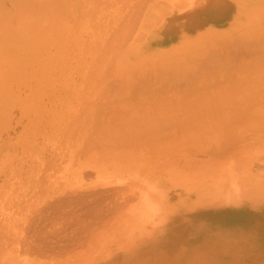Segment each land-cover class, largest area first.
I'll return each mask as SVG.
<instances>
[{
    "label": "rangeland",
    "instance_id": "obj_1",
    "mask_svg": "<svg viewBox=\"0 0 264 264\" xmlns=\"http://www.w3.org/2000/svg\"><path fill=\"white\" fill-rule=\"evenodd\" d=\"M9 1L0 0V6L2 5V7H0V35H2V37L0 36L1 38L0 43L1 41L3 43L0 45V47H3L2 45H4L5 48L6 44L9 45L8 43H10V40L14 39L13 42L14 41L15 42L13 44L14 45L13 50H8L9 48L8 46H7L8 48L6 47L7 50L6 48L5 50H3L2 48L1 50L2 53L0 51L1 53L0 62H4L3 65L1 63L2 67L8 65L10 68L12 66L13 61H15V64L17 65L18 63L16 62L20 59L19 61H21L20 64H22L21 65L22 67L19 64L17 66H12L11 68H13L14 70L8 68L9 70L8 73V70L6 69L7 66L4 67V69L0 66L1 69L0 71L3 70L1 72L0 81L2 79V74L5 73V71L6 73L3 74V77L5 81L6 80L8 81V82L7 81L4 82L2 80L4 83L2 81L0 82L1 83V87H0V227H1L0 228V257H1L0 262L1 264H5V262L6 264H264V159L260 160L259 162L255 161L252 163L255 164L254 171L258 173L260 172L259 176H255L257 174L255 172H253V174L250 173V176L246 178V180H243V182L240 180L237 183H235L234 186L228 189H226L223 185H219L217 181L204 183L199 178L185 179L181 176L176 178L170 176L173 174L170 172V169L168 167L159 168V166H157L158 165L157 162H160L159 155L153 152L154 155L153 156L151 155L152 151L150 152L149 150H148L149 152L147 151L148 153L146 152V150L145 152L143 151L144 153L142 151H141L142 153L137 151L139 152L138 154H134L133 153L134 151H128L127 153L134 156V158L141 157V159H143L139 161L134 159V161L137 162L133 163L132 165L131 164L127 165L129 168L128 170L126 169V165L123 164L125 161H120V160L108 161L107 158L109 156L105 157L104 159H100L96 161L95 166L94 165L90 166L86 164V161L84 159L85 157H87V155L85 156V148L82 149L80 141L83 138H85L86 141L89 143L90 139L88 137H92L91 140L92 143H96L101 139L105 140L103 138V135L99 136L100 131L97 127H99L101 124L104 125L109 124L107 123L108 121L107 118L109 116L104 115L102 113L101 114L94 113V111H92V109L89 108L88 104L89 105L93 104L92 99L97 98L99 95H95L98 94L96 90L95 93L92 94V92L94 91H91L92 89L89 87L87 88L91 89L90 90L91 92L88 91L86 87L84 89L83 86L87 84L85 81H88L85 80V78L89 75V77L92 78L90 80H93L95 73H91V71L100 64L98 63V65L95 66V63L91 64V62L94 61V59H96L100 53L102 54V56L104 54V56L106 55L107 57L105 56L106 58L105 61L103 60L105 59L103 57H101L103 59L98 58L99 59L98 61L100 63L102 60L104 61L102 62L104 63V65L101 63L100 69L102 68V70H98L96 74L98 73L100 74L106 69H108V68L105 69L104 66H106V64L108 63L109 58H111L110 61H112V59L113 60L115 59V61H112L115 64L113 65L114 68H117L121 61L123 62L122 60L123 55L121 53V50H119L120 44H116L119 46V47L117 46L118 50L116 47H113L115 50V52H113L114 54L120 51L117 53L118 55L116 54L117 56L112 55L111 57L112 53H108L111 51V49L109 48L110 50L108 49L107 51V49H105L106 46H104L105 48L103 47L105 50L102 49V46L107 42L104 38L105 35L107 34L106 32L107 25L104 23L105 21L104 17L110 15L111 12L110 10L107 9L105 5L106 3L102 2L103 0L102 1L100 0V2H102V4L100 3L101 5L100 4L98 5L96 2V4L98 5V6L96 5V8L98 7L97 10H95L94 8L95 3H91L92 0L91 1L83 0V3L86 2L84 4L85 5L87 4L86 7H84L83 3H82L83 5L81 4V6H83L84 8L79 7L80 4H78V2L80 0L79 1L61 0L64 2L65 5H67L66 8L64 7L65 5L63 6L65 9L63 11H62L63 7L61 4L62 2L59 0H50V1L33 0V2L32 0L30 1L9 0ZM160 1L161 3L157 2L159 5L158 10L163 11L164 15L170 14L174 9V7L176 6L182 7V5L189 4L190 2L189 0L188 2L187 0L184 2L183 0H160ZM195 1L196 3L201 4L205 0H195ZM210 1H212L210 5L212 6L211 10L213 8L214 10H216V7L219 6L222 7V3L218 2L217 0H207L206 2L210 3ZM106 2L108 3V0H106ZM239 2H241V4L239 5L241 6V8H243L244 5L246 8L248 6L249 9L256 5L264 6V0H240ZM36 3L39 4L36 5ZM228 4H229L228 5L229 7H227L228 12L231 7L230 11L232 14H234L235 13L234 11L236 10V0L231 1ZM32 5L34 6V8ZM73 5H75V8ZM6 6H8V8ZM88 6L89 8L91 7V9L93 8L96 12L98 11L97 13L93 12L94 14L96 13L97 18L94 17V20H91V24L88 23L84 25L85 17L80 14L81 12L80 9L82 8V11L84 10L85 12ZM67 8L69 9L67 10ZM44 9H47V11ZM10 10L13 12L11 13ZM40 10L42 11V13L40 12ZM71 10L72 13L69 15ZM101 10L102 12H100ZM214 10H212V12H214ZM31 11L34 12V15L31 14ZM45 11L49 12L48 13L49 15L46 14ZM64 11L65 12L69 11V12L66 15ZM13 13L14 15L15 14L16 15L14 16ZM71 15L72 17H70ZM13 16L16 18L14 19V21H12ZM23 16L24 19L22 20ZM29 17L32 19V22L30 21L31 19ZM66 18H68V21L64 22L63 20L66 21L67 20ZM78 18L80 20H78ZM55 20L64 22L62 26L64 29H61L62 28L61 27L59 29H61L62 31L58 30L62 32V34L59 33L62 36V37L60 36L61 44L56 45L57 40L54 38L52 39L53 41L52 44L55 46L52 48L49 47L50 50L47 47V50L49 51L52 50L54 52V50H56L54 53V57H55L54 58L52 55L53 54L52 51L51 52L48 51L49 53L47 51L45 52L46 48L45 49L43 47L41 48L38 46L39 44H36L38 38V36L36 35L37 33L42 34L41 33L42 30L45 29V27L43 28L44 23L46 24V22L48 21L46 25L49 26V23H52V21L54 22ZM77 21L79 23V26L77 25ZM41 22L43 23L41 24ZM71 22H73L74 24ZM94 22H97L98 26H96ZM212 22H213L212 20L210 21V19L207 18L206 23L202 22L200 24L199 23L196 24L194 22L192 24H188L186 28L188 30L190 29L196 30L202 25L210 26ZM8 24L9 25L11 24L10 25L12 27L11 30L14 32L16 31L18 34L17 33L13 34V32L12 35L7 34L8 30L6 29L11 28ZM26 24L27 25L30 24L29 29H26L27 26ZM56 24L58 25V22H56ZM56 24H54L55 27L53 28L50 26L46 27L47 29L45 30H47V33L48 31L52 32L51 31L52 29L56 31L57 29L55 30V28L59 27V25L57 26ZM89 24L93 26L95 25L97 27V29L95 27L96 32L92 30L93 28L92 26L90 27ZM39 26L40 28H43L41 31L40 29L38 30ZM48 28L49 29L52 28V29L49 30ZM30 29L33 30V32H30L31 31ZM70 29L71 32L69 31ZM35 30L36 31L38 30L40 33L36 32ZM45 30H44V34H47ZM98 30L100 32H98ZM26 32H27V36L25 34ZM56 32H52L51 35H53L54 37L58 36L59 34L58 33L56 34ZM87 32H91V37H89L90 34ZM93 32H95L96 34H94ZM32 33L36 35L32 37ZM7 35L9 39L10 38L12 39L10 40L8 39L9 42H4L3 41L4 37H6L5 40L8 38ZM9 35H11L12 37H10ZM67 36L68 37L70 36L69 42L67 40L68 39ZM16 37L17 38L20 37L22 39V42L24 43L23 44L24 47L22 46V44H20L21 39L19 41V39H17ZM26 37L29 38V40L32 38L34 40L33 42L35 43L31 42V44H28L29 40H27ZM58 37L57 39H59ZM85 37H87L88 39L87 42H92V40L94 39L97 45L99 41V43H101L100 45L101 48L99 47V49H102L101 51L103 52L106 51L105 53L108 54L101 52L96 47V44H94V42L91 45L90 43L87 44L88 47L94 46L95 49L93 51L91 50L93 47L88 48L86 46V49L88 51L82 53L83 51H86L84 50L85 49L84 41H86ZM212 39L214 38H212L211 36L204 38L198 49L187 50L174 55L166 56L158 60L148 59L146 65L147 66L150 65L149 67L151 68L152 66L156 68L157 67L156 65H164L162 68L168 70V67L166 68L165 66L172 65L174 62V64L170 66L174 68L173 72L177 70L178 65H179L178 70L183 68H193L195 65L197 66V64L198 66H200L199 64L203 62L202 60H204L205 62V64L203 62L202 65L204 66H207L208 64L210 65L211 58L210 60H207V58H205L208 61L207 62L204 59V57H206L205 54L203 57V52L206 50V47H209L207 48L208 53H210L211 49L215 51V48L219 49L221 47L220 46L218 48V46H216L217 44H215L216 42ZM25 44H28L27 46L30 47H27L28 51L25 50L27 53L25 52L26 54L23 53L24 54L23 55L22 50L24 49L21 48L22 47L25 48L26 46ZM32 44L33 45L36 44L35 48L38 46L39 51L35 49H34L35 51H31L34 48L32 47ZM13 45L11 42L10 47H12ZM83 47L84 49L81 52V49ZM235 47L231 48L230 52L233 51L232 49H234L235 54H239L241 50L242 52L245 51V53L246 51H248L247 53L250 54L249 53L250 50H254V51L259 50L256 49L255 47L251 49L250 47H253V45L252 46L250 45L246 49L240 48V50H237L239 49L238 48L239 46H235ZM96 48L99 51H96L97 50ZM40 49L42 51H40ZM227 49L228 52L226 53L228 54L229 48ZM227 49L225 50L227 51ZM43 51L45 54L43 53ZM217 51L218 50H216V52ZM236 51L239 52L236 53ZM31 52H35V55L37 57H35L34 53H32L33 54L32 57ZM57 52H59L60 58H58L59 55ZM252 52L253 51H251V53ZM10 53L11 55L10 56L8 55L7 58L6 57L7 54ZM29 53L31 56L29 55ZM245 53L244 55L246 59L248 56L251 57L250 55ZM82 54L83 55L85 54L83 58L84 60L80 59L83 57ZM200 54L202 55L201 57H203V59L198 58V60L201 61L200 63H198V61L196 63L195 59L197 58L195 57H199ZM235 54L233 53V55ZM253 54L256 55L255 53H252V57ZM3 55L8 60L10 59L12 63L11 61H7V60L4 61ZM25 55H29V58L28 56ZM40 55L41 56L45 55L46 57L42 56L44 58L43 59ZM218 55L221 59L222 58L221 53H218L216 57ZM233 55L231 56V60H230V56L228 55L227 56L229 58L227 57L226 59H228V61L229 60L232 61V57L236 56ZM239 55H237V57H239ZM185 56L190 58V60H193L192 58H195L193 60L194 65L189 64L190 60L189 62H187L186 59L188 60V58L186 57L185 59ZM242 56H240V58H242ZM237 57H235L236 60ZM17 58L19 59L17 60ZM40 58H42L41 61ZM49 58H50V62H49ZM52 58L56 60L53 62L54 59ZM240 58L237 60L238 62L237 64L246 60L243 59L244 57L241 60ZM57 59H60V61L58 62ZM235 59H233L234 65H232V67L236 66ZM27 60L29 62L31 60L32 63H29ZM95 61L97 64V59ZM47 62H49V64ZM206 62L208 63L207 65ZM35 63L37 64V66H35L36 65ZM215 63L216 62H214V65ZM55 64L57 65L56 69L54 68ZM89 64L91 66L94 65L95 67L93 66L92 68H90L91 66ZM110 64L112 63L110 62ZM211 65L214 67L213 63H211ZM52 66L54 67L52 68ZM81 66L83 69L81 68ZM196 66L195 68L198 67ZM204 66L202 67L203 69ZM79 67L81 69H79ZM210 67L211 66L207 68L210 69ZM76 68L80 70L79 73L77 72ZM97 68H99V66ZM50 69L52 70L54 69V70L52 71ZM209 69L208 71L212 70ZM88 70H90V73L87 72ZM108 70H106V74ZM148 70H150V68ZM112 71H114V69L111 70L110 76L113 73ZM46 72L49 75H47ZM90 74L91 75L94 74L93 77H91ZM106 74L104 73V76ZM5 75L6 76L10 75L9 76L10 79ZM33 76L34 78L38 79V81L36 79L33 81V85H36V87L29 86L31 85L32 82L31 80ZM75 76L77 77L75 78ZM106 76H108V74ZM47 77H49L50 79L49 81L46 79ZM58 77L59 79H57ZM27 79H29L30 81ZM81 80L82 82H84L85 85L81 82ZM47 81L48 83H46ZM73 81L75 83H73ZM24 82H26V85ZM21 83L23 84V86H21ZM88 83H90V81ZM91 83H94V81ZM80 84H82L81 85L82 87H80ZM37 85H39L40 89L37 88L38 87ZM36 88L37 90H39L38 92ZM70 90L72 92H67ZM36 92L37 94H35ZM83 92H86L88 94ZM34 95H36V97ZM71 95L73 97H71ZM79 96H81L79 99L82 102L78 100L77 97ZM106 96L108 97V95ZM106 96H103V99L102 96H100V99H102L100 102H103L106 99V98L104 99V97ZM85 98H88V100ZM89 99L91 100V103ZM85 100H87V102L89 101V103H87ZM99 100L97 101L99 102ZM104 103H106V100L104 101ZM125 117L138 118L139 122L141 121L140 118L141 116L135 117L128 115ZM91 119L93 121L90 122V125L93 126V129L89 130L86 125H88ZM110 119L116 120L118 119V116ZM175 136H177V133L175 134ZM125 150H131V148H126ZM112 155H115L114 158L118 157V154L116 153ZM152 167L157 168V170L153 169ZM129 170L133 172H129ZM129 173L131 176V177L129 176L130 178H132L133 176L137 177V178L133 177L132 179L133 180L138 179V181H136L137 183L139 182L138 185L136 184V182H135L136 185H133L134 182H131L133 180L130 178L129 181L125 179L128 178ZM125 181L126 183L127 181L129 183L131 182L133 188L136 187L139 188L140 186L144 185L146 189L149 191V193L152 196H155L154 200L151 201L150 206L141 208L139 204L137 205L135 203L136 200H138V203H140L139 200L141 198V195L139 196V194L137 195L136 199L135 198L134 200L131 199V201L133 200V202L131 203L136 204L135 207L138 210L135 209L134 204L133 206H131L132 204L130 202L129 205L128 203L127 205H125L127 200L125 201V199L121 198L125 192V191L122 192V196H121V189L123 190V188L125 187L123 185ZM242 187H244L243 190H241ZM129 188H131V185L130 187L128 186V188L126 187L124 189L127 191V189ZM138 188L134 189L137 191L132 190L134 191V194L132 195H135V193L137 194V192L141 193L139 191L141 188H139V190ZM128 192L129 190L126 193L128 194ZM84 194H86V196ZM119 195L121 196L120 197L121 200L125 201L123 202L125 203L124 205L122 202H120V199L117 198L119 197ZM129 195L130 194H128V196ZM132 195H130L129 198L132 197ZM114 196L116 197L115 199ZM129 198L127 199L129 200ZM116 199H118V201ZM32 202L34 203V205ZM115 203L117 206L115 208H119L120 204L122 203L124 209L126 207V211L129 210L130 208V212L137 210L135 213L137 212L138 213L135 214L134 212H132L131 214L134 216L132 217V215H129L128 218L127 216L128 213H124V209L121 206L122 207L121 209L120 208L116 209V212L117 210L119 212L115 213L116 215H114L113 212H115L114 211L115 208H113L112 205H114ZM117 204H119V206ZM105 205L108 206L106 207ZM131 209L134 210L131 211ZM121 210L123 211V214ZM112 214L115 216V218L112 216ZM117 214L120 216H118ZM125 214L127 215L125 216ZM19 215L21 217H19ZM121 215L125 217H122ZM116 216H118L119 219H117ZM43 217L45 219H43ZM110 218L112 219L114 218V220ZM49 219L52 221H50ZM51 222L52 223L54 222L53 225ZM109 222L111 223V225L109 224ZM56 224L58 226H56ZM84 225H86V227ZM42 227L44 228V230L42 229ZM5 236L8 238H6ZM35 236L37 237V241ZM32 237L34 240L32 239ZM40 239H42V241ZM67 239L69 240V242ZM45 240L47 243H45ZM75 240L78 242H72ZM75 243L78 244H76L74 248L73 245H75ZM80 243L82 244L80 245ZM37 244H40V247ZM85 247L87 250L84 249ZM23 249H25L26 251ZM56 250L57 252H55ZM52 251L55 254L51 253ZM67 251L68 253H66ZM21 252H23V254ZM46 252L48 253L46 254ZM71 252L72 254H70Z\"/></svg>",
    "mask_w": 264,
    "mask_h": 264
},
{
    "label": "bare ground",
    "instance_id": "obj_2",
    "mask_svg": "<svg viewBox=\"0 0 264 264\" xmlns=\"http://www.w3.org/2000/svg\"><path fill=\"white\" fill-rule=\"evenodd\" d=\"M7 1H9V0H7ZM26 1H30V0H26ZM59 1H61V0H59ZM93 1L94 0H92L91 3H95L94 4L95 10H97V8H98V7L96 8L97 4L99 5L100 3L102 4V2L103 3L105 2L107 9L110 10V12H111L110 15H108L107 17H104L105 18L104 23L107 25V31H106L107 34L106 35L104 34L105 35L104 38L107 41L105 44H107L108 46L104 44L102 46V49L103 50L107 49V51H108V49L110 48L111 51L108 53H112L111 54V57H112V55H116L118 52H120V51H118V52H116V54H114L113 52H115V50L113 47L117 48L118 45H116V44H120L119 50H121V53L123 55V57H122L123 62L121 61L119 66L117 68H114L113 65H115V64L112 61H115V59L114 60L112 59V61H110L111 58H109V60L107 59L109 64L108 63L106 64V66L107 65H109V66H107V67L104 66V67H105V69L106 68L111 69V67H112L111 70L114 69V71H112L113 72L112 75L110 76L111 70H108V69H106V70H108V72H107L108 76H106L107 75L106 70L103 71L106 74L105 75L106 77L104 76L103 72H102L103 76H102V73L96 74V72H98V70H102V68L100 69V65L102 62H104L106 60V58H105L106 55L104 56V54H103V56H102V54L100 53L101 56H100V54L98 55V57L96 56L97 57L96 58L97 64L95 61L96 59H94V61L91 62V64L95 63V66L98 65V63L100 64V65H98L99 68H97L98 66H96V68L92 69V71H91V73H95L94 77H93L94 74L93 75L90 74V76L93 77V80H90L92 78H90L89 75L87 76L88 79L85 76L86 77L85 80H88V81L84 80L87 83L86 85L81 80V82L85 85V86H83L84 89H85V87L88 91H90L92 89L91 91H94V92H92V94H94L95 90H96V92L98 94H95V95H99L98 96L99 99H100V96H102V99H103V96L108 95V97L107 96L104 97V99L106 98L105 99L106 103H104L105 100L103 102H100L102 99L99 100L97 97L95 99H92L93 104H90V105L88 104L89 108H91L92 111H94V113H100V114L102 113L104 115L109 116L107 118V120H108L107 123H109V124H107V125L101 124L99 127H97L100 131L99 136L103 135V138L105 140L101 139L96 143H92L91 142L92 137H88L90 139L89 143L86 141L85 138H83L80 141L82 149L85 148V156L87 155V157H85V159H84L86 161V164H88L90 166H92V165L95 166L96 161H98L100 159H104L105 157L109 156L107 158L108 161H112V160L113 161H117V160L125 161L123 164L126 165V169L128 170L129 168L127 165H130V164L132 165L133 163H135L139 160H143V159H141V157L140 158H134V156L127 153L128 151H134L133 152L134 154H138L141 151L145 152V150H146V152H147L149 150L150 152L152 151L151 155H153V152L155 154L159 155V161L160 162H157L158 163L157 166H159V168L160 167H168L170 169V172L173 175H170L169 173L168 174L170 176L175 177V178L179 177V176H181L185 179L199 178L204 183L205 182L209 183L211 181H214V182L217 181L219 185H223L226 189H228V188L234 186L235 183H237L238 181L241 180L243 182V180H246V178H248L250 176V173L253 174V172H255L254 171L255 164H252V163L255 161L259 162L260 160L264 159V6L263 5H261V6L256 5V6L249 9L248 6L246 8L244 5L243 8H241V6H239L241 4V2H239L240 0H236V10L234 11L235 13L232 14L230 11L231 7L229 9V12H228L227 7H229L228 3L231 1H234V0H217L218 2L222 3V7L221 6L216 7V10H214V8H213L212 10H214V12H212V10H211L212 6H210L212 1H210V3H209V2H206L207 0H205L204 2H202L200 4V3H196L195 0H189L190 1L189 4H186V5L184 4V5H182V7L176 6V7H174V9L172 10V12L170 14L164 15L163 11L158 10V7H159L158 3L159 2L161 3L160 0L159 1L158 0H108V3L106 2V0L105 1L101 0L102 2H100V0H96L94 2ZM184 1H186V0H183V2ZM32 2H33V0H32ZM61 2H62L61 4L63 7L65 4L63 1H61ZM79 2H78V4H80L79 7H82V8L86 7L87 4L86 5L84 4L86 2L83 3V0L80 3ZM96 2H97V4H96ZM187 2H188V0H187ZM15 3H17V2H15ZM39 3H36V5ZM82 3L84 4V7L81 6ZM8 5H10V4H8ZM44 5H45V3H44ZM66 6L67 5H65L64 7L66 8ZM73 6L75 8V5H73ZM0 7H2V5ZM6 7L8 8V6H6ZM64 7H63L62 11L65 10ZM69 7H70V5H69ZM33 8H34V6H33ZM36 8H37V6H36ZM46 8H47V6H46ZM82 8L80 9L81 10L80 14L85 17L84 25H86L88 23L91 24V20H94V17L97 18L96 13L98 11L96 12L93 8L91 9V7L89 8V6H88V8H87L88 10L86 9V11L84 12V10L82 11ZM68 9L69 8H67V10ZM102 9H103V6H102ZM104 9H105V6H104ZM5 10H6V8H5ZM44 10L47 11V9H44ZM12 12L13 11H11V13ZM40 12L42 13L41 10H40ZM68 12L69 11L65 12L66 15L68 14ZM93 12H96V13L94 14ZM100 12H102V10ZM48 13L49 12H46V14H48ZM71 13H72V10L70 11L69 15ZM31 14L34 15V12L31 11ZM13 15H14V13H13ZM72 15L70 17H72ZM106 15H107V13H106ZM14 16L12 17V19H13L12 21H14V19H16ZM35 16H36V14H35ZM19 17H21V16H19ZM207 18L210 19V21L211 20L213 21L210 26L202 25L201 27H199L196 30H194V29L188 30L186 28V26L188 24H192L194 22L196 24H198V23L200 24L202 22L206 23ZM17 19H18V17H17ZM23 19H24V16L22 17V20ZM66 19H67L66 21L65 20H63V21L67 22L68 18H66ZM52 20H54V19H52ZM78 20H80V19L78 18ZM30 21L32 22V19ZM36 21H38V20H36ZM55 21L58 22V25H59V27L55 28V30L57 29L56 31L64 29L62 27L64 22L58 21V20H55ZM55 21L54 22L52 21V23H49V26L52 28L55 27V25H54V24H56ZM47 22H46V24H47ZM49 22H51V21H49ZM9 23H11V22H9ZM42 23L43 22H41V24ZM71 23H73V22H71ZM46 24L44 23L45 26L43 25V28L45 27V29H47L46 27H49ZM90 24H89V26L90 27L92 26V28H93V29L92 28L91 29L95 31V27L98 26L97 22H94V24H96V26L95 25L93 26ZM19 25H20V23H19ZM29 25L26 26V29L30 28ZM77 25L79 26L78 21H77ZM22 28H24V27H22ZM43 28H40V26H39L38 30L40 29V31H41ZM52 28H50V29L48 28V29L51 30ZM59 28H61V29H59ZM11 29H12V27L10 29H6V30H8L7 34L12 35V32H13V34L17 33L16 31L15 32L12 31ZM45 29L42 30V32H41L42 34L37 33V35H36V34L32 33V37H34V35L38 36L36 44H39L38 46L41 48L42 47L44 49L46 48L45 52L46 51L48 52L50 50L49 47L52 48L55 46L52 44V42H53L52 39L55 38L57 40L56 45L61 44L60 43L61 42L60 36L62 34V32H61L62 30L56 32V31H54V29H52L51 31L56 32V34L61 33L58 35L59 37L58 36L54 37L53 35H51L52 32L48 31V33H47V30H45ZM96 29H97V27H96ZM33 30H34V28H33ZM33 30H31L30 32H33ZM38 30L37 31L35 30V31L39 32ZM44 30L46 31L47 34H44ZM77 30H78V28H77ZM99 30H98V32H100ZM22 31H23V29H22ZM69 31L71 32V29ZM8 32H10V33H8ZM95 32H93V33L96 34ZM87 33H89L90 34L89 37H91V32H87ZM87 33H86V35H87ZM25 34L27 36V32ZM25 34H24V36H25ZM11 35H9V36L12 37ZM64 35H65V33H64ZM0 36L2 37V35H0ZM4 36H6V35H4ZM98 36H100V35H98ZM210 36L212 38H214L212 40H214L216 42L215 44H217L216 46H218V48L221 46L219 48L220 50L217 48H215V51L211 49V51H210V53L212 52L211 54L208 53V50H207V48H209V47H206V50L203 52V57H204V54L206 56V57H204V59L207 58V60H210V58H211L210 65L207 63L208 61L205 59L207 61L206 65L208 64L207 66L202 65V63L204 62V60H202L203 62L201 64H199L200 66H198V64H197L198 67L195 65L197 68H195V66H194L193 68H183V69L178 70V67H179V65H178L177 70L174 72H173L174 68L170 67L174 64L173 60H172V62H173L172 65L165 66L166 68L168 67V70L162 68L164 65H156L157 63L155 64L157 66V67L155 66L156 68H154L153 66L151 68V67H149L150 65H148V66L146 65L148 59L149 60H158V59H162L166 56L174 55V54L184 52L187 50L198 49L200 47L203 39L206 37H210ZM7 37H8V35H7ZM57 37L59 39H57ZM67 37H66V39H67ZM69 37L67 39L68 42H69ZM5 38L6 37H4V40L2 39L4 42H9V40L12 39V38L9 39V37H8L6 40H8V39L9 40L6 41ZM85 38H86V41H84L85 49L83 47L81 49V52L83 49L86 51H83L82 53L88 51L86 49V46L88 47L87 44L90 43V45H91V44H93V42H94V44H96V41L94 39H93L94 41L92 40V42H87L88 39H87V37H85ZM97 38H99V37H97ZM17 39H19V41H20L21 38L18 37ZM31 39L29 40V38H27V40H29L28 44H31V42L34 41L33 39L32 40ZM0 40H1V38H0ZM13 40H10V43H8L9 45L6 44L5 48L8 46L9 47V48L7 47L8 50H13V48H14L13 44L15 42V41L13 42ZM63 40H64V38H63ZM38 41H39V43H38ZM11 42L13 45L12 47H10ZM20 42H21L20 44H22V46L24 47V45H23L24 43L22 42V39ZM25 42H27V41H25ZM85 42H87V43H85ZM33 43H35V42H33ZM49 43H51V44H49ZM55 43H56V41H55ZM1 44H3L2 41H1L0 45ZM28 44H25L26 45L25 48L30 47V46H27ZM36 44H34V45L32 44V47H34V48L31 51L38 50V46L36 47L37 49L35 48ZM206 44H208V43H206ZM100 45H101V43H99V41H98V45L96 44V47L99 49ZM250 45L251 46L253 45V47H250L251 49L254 47L256 49H259L258 51L255 50L256 52L254 50H250V52H249L250 54H248L247 53L248 51H246V53L248 55H250L251 57H252V53L256 54L258 52L256 55L253 54L252 58L248 56L250 59L247 56H246L247 59L245 58V55H244L245 51L242 52V50H241L240 51L241 54L239 53L240 55L235 54L234 49H232L233 51H231L232 54L230 52V49L235 47V46H239L238 47L239 49H237V50H240V48L246 49ZM2 46L3 47H0V51L2 50V48H3V50H5L4 45H2ZM104 46H106V48ZM23 47L21 48V49H24V50H22V54L23 53L26 54L27 53L26 51H28V48L25 49ZM47 47L49 50H47ZM90 47L91 48L93 47L91 49L92 51L95 49L94 46H90ZM90 47H88V48H90ZM7 48H6V50H7ZM227 48H229V53L231 55L229 53L228 54L226 53V52H228ZM66 49H67V47H66ZM98 49L96 51L102 50V49H99V50ZM225 49H227V51ZM117 50H118V48H117ZM216 50L219 51V52L217 51L218 53H221V55H222L221 59H220L219 55L216 57V55L218 54L216 52ZM40 51H42V50L40 49ZM51 51H49V52H51ZM55 51L56 50H54V52L52 51L53 57H54ZM251 51H253V52L251 53ZM63 52H62V54H63ZM101 52H103V51H101ZM105 52H103V53H105ZM238 52L239 51H236V53H238ZM1 53H2V51H1ZM32 53H34V55H35V52H31V55L33 57ZM43 53H44V51H43ZM57 53L59 55V52H57ZM108 53H105V54H108ZM233 53L236 56L233 55ZM12 54H14V53H12ZM16 54H18V53H16ZM40 54H42V53H40ZM8 55L10 56L11 53L7 54V56H6L7 58H8ZM29 55H30V53H29ZM29 55H25V56H28V58H29ZM80 55H81V53H80ZM84 55L82 54L83 57L82 58L79 57V58L84 60L83 59ZM227 55L230 56V60H231L232 55L235 57H237V55H239V57H237V60L240 58V56L244 55V56H242V58L244 57L243 59H246V60H244L245 62L243 61V62H240L239 64H237L238 62L235 59V57H232V61H230V60L228 61V59H226L228 57ZM42 56H45V55H42ZM201 56L202 55L200 54L199 57H195L197 59H195V58H192V59L193 60L195 59L196 63H197V61H198V63H200L201 60H198V58L203 59V57H201ZM3 57H4V61L5 60L11 61L10 59L8 60L7 58H5L4 55H3ZM35 57H37V56L35 55ZM101 57H103L105 59H103ZM186 57L187 56H185V59H186ZM42 58H40V61ZM50 58H49V62H50ZM54 58H52V59H54ZM58 58H60V55ZM98 58H101L104 61L100 60L101 61V63H100L98 61L99 60ZM242 58H240V60ZM18 59L19 58H17V60ZM31 59H33V58H31ZM38 59H39V57H38ZM233 59L236 60L235 61L236 66H233L234 68L232 67V65H234ZM12 60H13V57H12ZM19 60L16 63H18L21 66L22 64H20L21 61H19ZM55 60L56 59H54L53 62ZM189 60H190V58H188V60L186 59L187 62H189ZM193 60H190L191 63L189 62V64L194 65ZM44 61H46V60H44ZM57 61L59 62L60 59H57ZM49 62H47V63L49 64ZM110 62L112 64H110ZM166 62H168V61H166ZM214 62H216L215 65H214ZM1 63L3 65L4 62H0V66L2 67ZM11 63H12V61H11ZM13 63L15 64V61H13ZM13 63H12V66L18 65V64L14 65ZM29 63H32V61L30 60ZM36 63H37V61H36ZM211 63H213L214 67L211 65ZM56 64H55V67L52 66V68L54 67L56 69L57 68ZM70 64H71V62H70ZM102 64L104 65V63H102ZM204 64H205V62H204ZM30 65H33V64H30ZM201 65H202V67L204 66V69L201 67ZM6 66H7L6 69L8 70L9 66L8 65H6ZM6 66H3L2 68L4 69V67H6ZM35 66H37V64ZM38 66H39V63H38ZM43 66H45V65H43ZM93 66L94 65H92L90 68H92ZM209 66H211L210 67V69H212L211 71H208L209 68H207V67H209ZM169 67L171 69L172 68L173 69L171 70ZM81 68H82V66H81ZM81 68L79 67V69H81ZM149 68H150V70H148ZM213 68H216V69H213ZM12 69L13 68H11V70ZM50 70H52V69H50ZM76 70L79 73L80 70H78L77 68H76ZM2 71H0V78H1V72ZM46 71H48V70H46ZM87 72L90 73V70H88ZM5 73H6V71H5ZM5 73H3V74H5ZM8 73H9V70H8ZM3 74H2L1 81L3 80L4 82H6L7 80L5 81ZM46 74L49 75L47 72H46ZM9 76H6V77H9ZM34 76L32 77L31 85H29L31 87H33V86L36 87V85H33V81L35 79L38 81V79L34 78ZM76 77L77 76H75V78ZM9 79H10V77H9ZM16 79H18V78H16ZM46 79L48 81L50 80L49 77H47ZM57 79H59V77ZM27 80H29V79H27ZM76 80H74V81H76ZM25 81H26V79H25ZM48 81L46 83H48ZM74 81H73V83H75ZM89 81H90V83L94 81V83L90 84V83H88ZM24 83L26 85V82H24ZM2 85H4V84H2ZM81 85L82 84H80V87H82ZM21 86H23L22 83H21ZM37 86H38L37 88L40 89L39 85H37ZM70 86H72V85H70ZM0 87H1V83H0ZM87 87H89L91 89H89ZM37 88H36V90H37ZM71 90L67 91V92H72ZM38 91L39 90H37V92ZM17 92H19V91H17ZM37 92L35 94H37ZM49 92H50V89H49ZM83 93H86V92H83ZM86 94H88V93H86ZM29 95H31V94H29ZM68 95H69V93H68ZM34 96L36 97V95H34ZM89 96H91V95H89ZM3 97H4V95H3ZM71 97H73V96L71 95ZM80 97L81 96L77 97L79 101H81L79 99ZM88 98H85V99L88 100ZM107 99H109V100H107ZM87 100H85V101L87 102ZM94 100L95 101L99 100V102L98 101L95 102ZM64 101H66V100H64ZM68 101H70V100H68ZM89 101L91 103L90 99H89ZM89 101L87 103H89ZM132 106H133V108H132ZM128 115L135 116V117L141 116L140 117L141 121L139 122L138 118L125 117ZM116 116H118V119H116V120L110 119V118H114ZM92 121L93 120L91 119L89 121L88 125H86L89 130L93 129V126L90 125V122H92ZM97 128H95V129H97ZM176 133H177V136H175ZM91 134H93V133H91ZM126 136H129V137H126ZM141 136H142V138H141ZM84 141H86V142H84ZM126 148H131V150H125ZM137 151H139V152H137ZM114 153L118 154L117 158H114L115 155H112ZM134 159L137 161H134ZM155 164H156V161H155ZM155 164H153V165H155ZM152 168L157 170V168H154V167H152ZM134 171H136V170H134ZM129 172H133V171L129 170ZM159 173H161V172H159ZM255 173L258 174V175L256 174L255 176H259V174H260V172L259 173L255 172ZM131 175H133V174H131ZM129 176H130V173L128 175V178H125L128 181H129V178L131 177V176L130 177ZM133 177L137 178L136 176H133ZM132 178H130V179H132ZM171 180H172V178H171ZM128 181H127V183H126V181H125V183H123V185L125 186V187L124 186L123 187L128 188V186L130 187V185H131V188L127 189V191L129 190L130 193L128 192V194L132 195V194H134V191H137L134 189H137L138 187L135 186L136 188H133L131 182H134L133 185H136V184L138 185L139 182L138 183L136 182V181H138V179L131 181L130 182L131 184ZM135 182H136V184H135ZM127 184H129V185H127ZM170 184H171V182H170ZM240 185H242V184H240ZM124 188H123V190L121 189V196H122V192L125 191L124 195L122 197L120 195H119V197H117L120 199V202H122V203L127 200L126 204L123 203V205L124 204L127 205V203L129 205L131 202H133L134 198L136 199L138 194H139V196L141 195V198H140L141 201L139 200L140 203H138V200H136L135 203L137 205L139 204V206L141 208L150 206L151 201H153L155 198V196H152L149 193V191L146 189V187L144 185L139 187V188H141L140 190L138 188V190L141 193H139V192H137V194L135 193V195H132V197L134 196L133 198L132 197L129 198L130 195L128 196V194L126 193L127 191ZM74 189H76V188H74ZM130 189H131V191L132 190H134V191H132V193H131ZM243 189H244V187L241 188V190H243ZM119 194H120V192H119ZM84 195L86 196V194H84ZM139 196H138V199H139ZM120 197L122 199H125V201L124 200L122 201ZM125 197L129 198L130 201ZM115 198L116 197L114 196V199ZM92 199H94V198H92ZM131 199H133V200L131 201ZM74 200H75V198H74ZM116 200L118 201V199H116ZM120 202H118V203H120ZM122 203L120 204V207H119L120 209L122 207L124 209V206L122 205ZM131 204H132L131 206H133L134 203H131ZM136 204H134V207L136 206ZM33 205H34V203H33ZM117 205L119 206V204H117ZM28 206H30V205H28ZM70 206H71V204H70ZM112 206H113V208L117 207L116 203ZM119 208H115V210H114L115 212H113L114 215H116L115 213L119 212L118 210L116 212V209H119ZM54 209H55V207H54ZM135 209H137V208L135 207ZM52 210H53V208H52ZM132 210H134V209H131V211ZM137 210L132 211V212L135 213ZM125 211H126V207L124 209V213H128V215L125 214V216L127 215L129 218V215H132L131 214L132 212H130V208L126 212ZM41 212H43V211H41ZM137 213H135V214H137ZM101 214H103V213H101ZM113 214H112V216L115 218V216ZM122 214H123V211H122ZM39 216H40V214H39ZM118 216H120V215H118ZM118 216H116L117 219H119ZM121 216L125 217L123 215H121ZM133 216L134 215H132V217ZM19 217H21V216L19 215ZM63 217H65V216H63ZM67 217H68V215H67ZM67 217H65V218H67ZM114 218L113 219L110 218V219L114 220ZM43 219H45V218L43 217ZM31 220H32V217H31ZM50 221H52V220H50ZM44 222H45V220H44ZM63 222H65V221H63ZM63 222H62V224H63ZM53 223H52V225H53ZM93 223H91V224H93ZM29 224H30V221H29ZM29 224H28V226H29ZM109 224L111 225L110 222H109ZM64 225H66V224H64ZM86 225H84V226L86 227ZM56 226H58V225L56 224ZM42 229L44 230L43 227H42ZM38 230H39V228H38ZM83 230H85V229H83ZM14 232H16V231H14ZM29 233H31V232H29ZM70 234H71V232H70ZM22 235H24V234H22ZM36 235H38V234H36ZM80 236H81V234H80ZM51 237H53V236H51ZM6 238H8V237H6ZM21 238H22V236H21ZM42 238H44V237H42ZM77 238H78V236H77ZM32 239H33V237H32ZM68 239H70V238H68ZM95 239H96V237H95ZM40 240L42 241V239H40ZM50 240H52V239H50ZM36 241H37V237H36ZM80 241H82V240H80ZM23 242H25V241H23ZM33 242H35V241H33ZM68 242H69V240H68ZM72 242H78V241L75 240ZM45 243H47L46 240H45ZM29 244H30V241H29ZM40 244H37V245H39V247H40ZM67 244H69V243H67ZM76 244H78V243H75V245H73V247L76 246ZM81 244L82 243H80V245ZM84 249H86V247ZM23 250H25V249H23ZM31 250H29V251H31ZM38 250H40V249H38ZM73 250H75V249H73ZM29 251H27V252H29ZM55 252H57V250ZM21 253L23 254V252H21ZM47 253L48 252H46V254ZM51 253H53V251ZM66 253H68V251ZM53 254H55V253H53ZM70 254H72V252ZM47 257H45V258H47ZM0 264H1V262H0ZM5 264H6V262H5Z\"/></svg>",
    "mask_w": 264,
    "mask_h": 264
}]
</instances>
